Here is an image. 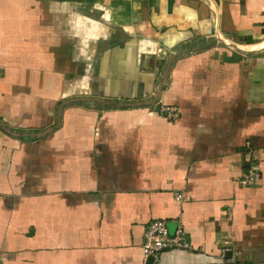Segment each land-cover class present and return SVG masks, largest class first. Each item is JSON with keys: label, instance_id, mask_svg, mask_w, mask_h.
Masks as SVG:
<instances>
[{"label": "crops", "instance_id": "obj_1", "mask_svg": "<svg viewBox=\"0 0 264 264\" xmlns=\"http://www.w3.org/2000/svg\"><path fill=\"white\" fill-rule=\"evenodd\" d=\"M223 252L264 264V0H0V264Z\"/></svg>", "mask_w": 264, "mask_h": 264}, {"label": "built area", "instance_id": "obj_2", "mask_svg": "<svg viewBox=\"0 0 264 264\" xmlns=\"http://www.w3.org/2000/svg\"><path fill=\"white\" fill-rule=\"evenodd\" d=\"M157 112L161 117L173 120L177 117V109L173 106L158 105ZM258 177L256 169L247 170L242 176V183L246 186H253ZM179 198V197H178ZM142 249L145 257L156 258L164 251H187L190 250L189 241L181 225H177L170 231L162 220L148 223L142 235ZM221 258L226 263L239 264L234 257H226L225 252Z\"/></svg>", "mask_w": 264, "mask_h": 264}]
</instances>
